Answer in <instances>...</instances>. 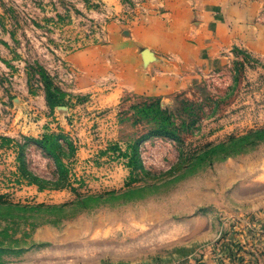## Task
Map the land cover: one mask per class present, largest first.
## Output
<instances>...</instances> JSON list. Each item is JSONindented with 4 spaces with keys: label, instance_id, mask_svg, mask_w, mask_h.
<instances>
[{
    "label": "rangeland",
    "instance_id": "374dc122",
    "mask_svg": "<svg viewBox=\"0 0 264 264\" xmlns=\"http://www.w3.org/2000/svg\"><path fill=\"white\" fill-rule=\"evenodd\" d=\"M189 8L245 39L171 73ZM0 264H264V0H0Z\"/></svg>",
    "mask_w": 264,
    "mask_h": 264
},
{
    "label": "crops",
    "instance_id": "0c3cea01",
    "mask_svg": "<svg viewBox=\"0 0 264 264\" xmlns=\"http://www.w3.org/2000/svg\"><path fill=\"white\" fill-rule=\"evenodd\" d=\"M177 18L175 22H177ZM245 20L241 19L240 14L231 15L228 13L224 18V22H219L215 20L212 21L206 11H198L190 9L185 11V14H180L179 23H180V43L173 45V47H180L186 49L183 53H180L182 61L180 64L176 65L177 68H174L175 63H171L167 68L172 69L171 73L182 74L194 66L197 65L198 61V49L199 48H213L220 46H228L229 44L239 43L245 39L246 27L243 24ZM215 23L217 26L212 30L211 25ZM195 24H197L195 26ZM213 24V25H215ZM195 26L196 30H193ZM217 28V29H216ZM215 31V32H213ZM214 33V36H213ZM152 47L158 48L154 52H157V56H161V45L154 43L151 44ZM153 52V53H154ZM155 55V53H154ZM159 59L156 64H151L150 68L142 71L141 81L138 80L130 82L136 89H151L158 92L167 91L169 88H175L179 83L176 82L178 76L173 74H167L168 70L161 64ZM153 67H158L160 69L157 72H154ZM162 69H161V68ZM194 79V78H193ZM196 79V78H195Z\"/></svg>",
    "mask_w": 264,
    "mask_h": 264
},
{
    "label": "trees",
    "instance_id": "16d2710c",
    "mask_svg": "<svg viewBox=\"0 0 264 264\" xmlns=\"http://www.w3.org/2000/svg\"><path fill=\"white\" fill-rule=\"evenodd\" d=\"M42 76H43L42 78H43V81L46 87L47 101L49 105L51 107L61 105L65 100V93L61 91L60 89L55 88L53 86V83L50 77L46 73H44ZM158 132L163 135L174 136V134L168 130L167 126L160 127V130H158ZM52 137H53L52 135H45L42 139L37 140V142L39 143L41 148H43L45 151H47L48 153H50L51 155L55 157L56 162L58 163L60 167L64 168L65 163L61 158L58 157L56 153V148H55V140ZM131 148L133 149V154L132 153L130 155L127 154V156H129V165H136L139 160L137 157L138 146L136 145L131 146Z\"/></svg>",
    "mask_w": 264,
    "mask_h": 264
}]
</instances>
